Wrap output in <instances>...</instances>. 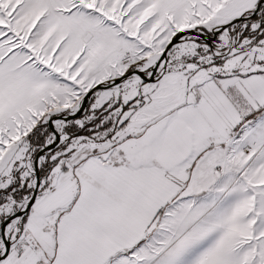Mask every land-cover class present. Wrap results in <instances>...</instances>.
<instances>
[{
	"label": "snow or ice",
	"instance_id": "1",
	"mask_svg": "<svg viewBox=\"0 0 264 264\" xmlns=\"http://www.w3.org/2000/svg\"><path fill=\"white\" fill-rule=\"evenodd\" d=\"M0 264H264V0H0Z\"/></svg>",
	"mask_w": 264,
	"mask_h": 264
}]
</instances>
